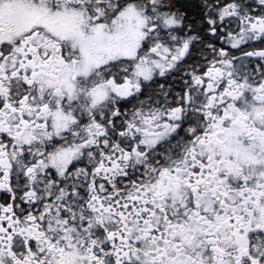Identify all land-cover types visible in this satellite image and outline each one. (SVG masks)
Returning a JSON list of instances; mask_svg holds the SVG:
<instances>
[{
  "label": "snow or ice",
  "instance_id": "1",
  "mask_svg": "<svg viewBox=\"0 0 264 264\" xmlns=\"http://www.w3.org/2000/svg\"><path fill=\"white\" fill-rule=\"evenodd\" d=\"M0 264H264V0H0Z\"/></svg>",
  "mask_w": 264,
  "mask_h": 264
}]
</instances>
